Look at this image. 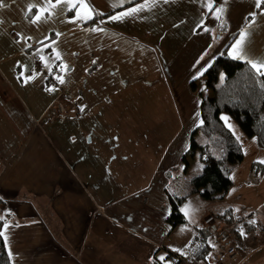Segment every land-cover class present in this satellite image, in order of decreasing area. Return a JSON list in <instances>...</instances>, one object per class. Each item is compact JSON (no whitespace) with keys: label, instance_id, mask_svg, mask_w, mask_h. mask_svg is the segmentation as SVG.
I'll use <instances>...</instances> for the list:
<instances>
[{"label":"crops","instance_id":"obj_1","mask_svg":"<svg viewBox=\"0 0 264 264\" xmlns=\"http://www.w3.org/2000/svg\"><path fill=\"white\" fill-rule=\"evenodd\" d=\"M74 2L76 10L57 8L50 19L36 24L29 21L43 0H4L6 7L0 9V220L12 263L169 264L174 254L216 264L211 261L215 254L227 259L216 235L227 226L237 252L235 264H264V235L257 227L264 221L258 222L253 214L227 207L222 214L231 211L232 219L237 213L243 219L231 224L217 219L208 227L204 218L216 214L202 213L200 227L190 228L187 217L184 226L166 223L172 211L167 193L180 179L171 174L188 175L190 164L186 169L183 156L202 123L203 98L214 95L197 94L200 86L205 90L204 75L224 54L251 68L249 61H264L262 9L254 0H158L153 7L112 20L145 0ZM30 3L35 7L25 17ZM77 11L91 18L80 19ZM242 32L244 58H233L229 53ZM21 36L31 39L25 42ZM28 76L35 78L25 83ZM57 76L64 77L63 84ZM194 81L196 91L191 87ZM59 106L63 117L51 121ZM120 107L124 115L138 116L147 124L154 121L162 131H181L171 147L174 153L162 158L160 168L139 188L134 184L143 178L141 173L108 170L104 176L110 181L102 186L92 162L85 164L84 148L92 146L94 138L87 141V134L82 141L80 133L97 132L99 112L109 110L111 122L113 110ZM89 115L92 123H86ZM116 126L112 122L106 128L111 132ZM118 142L110 139L103 151L93 147L94 167L102 156L113 159L125 151V144ZM139 153L141 157L142 148ZM249 221L254 229L246 226ZM202 230L207 233L204 238L198 235ZM203 253L206 259L196 257Z\"/></svg>","mask_w":264,"mask_h":264},{"label":"trees","instance_id":"obj_2","mask_svg":"<svg viewBox=\"0 0 264 264\" xmlns=\"http://www.w3.org/2000/svg\"><path fill=\"white\" fill-rule=\"evenodd\" d=\"M263 8L264 5L261 6ZM221 75L225 76L222 82ZM203 83L204 88L211 89L214 95L203 98L202 123L191 137V146L183 156V163L187 169L190 158L198 159L204 168L189 180L186 195L168 191L172 211L166 223L172 228L184 226L188 222L181 211L186 197L199 193L207 201L222 199L233 186V168L244 161L245 153L241 142L222 119L224 115L238 124L245 137L256 139L259 147L264 150V75L252 69L249 64L240 63L224 54L207 69ZM191 87L194 91L198 90V83L192 82ZM258 164L252 165V172L259 167L263 174L264 166ZM214 216L216 220L228 224L233 221L231 211ZM3 225L4 221L0 220V232ZM246 226L253 229L256 227L250 221ZM202 234L203 238L207 235L204 230L198 232L199 236ZM205 256L206 253H203L196 257L206 259ZM0 264H13L3 236H0Z\"/></svg>","mask_w":264,"mask_h":264},{"label":"rangeland","instance_id":"obj_3","mask_svg":"<svg viewBox=\"0 0 264 264\" xmlns=\"http://www.w3.org/2000/svg\"><path fill=\"white\" fill-rule=\"evenodd\" d=\"M57 16L55 20L58 18ZM60 20V19H59ZM58 20V21H59ZM233 35V33H231ZM189 43V42H188ZM225 76L221 75L220 82L224 80ZM198 81V80H197ZM199 83H202L200 81ZM200 89L203 90V86H200ZM180 90V84H178V91ZM200 93L197 92L198 95L203 94V97H208V95L212 94V90H203ZM211 93V94H210ZM180 95V94H179ZM181 96V95H180ZM149 101V100H147ZM157 100H154L155 103ZM145 105L149 106V102H144ZM123 107L117 108L113 110L114 117L112 118L111 122V115L109 114V110L105 111L102 109L97 116H99V122L101 127L95 133L91 130H86L80 133V139L83 141L86 136V140L92 137L94 138V144L92 146L87 147L85 150V161L86 165L91 164L94 168L95 172L101 174V181L102 186L106 185L110 179H105L104 174L108 170L122 171L128 174L132 173V175H136L139 173L143 174V178L139 181H136L134 187H142L141 184L147 183L150 179L149 177L152 176L156 171L157 168H160L162 163V158L168 157L169 153H174V149L171 147L174 146L175 142L180 138L181 131H162L161 125L156 124L154 121L151 123H144L139 120L138 116L135 115H124L125 110L122 109ZM97 112V111H96ZM97 114V113H96ZM227 119H224L227 127L231 129L234 133L235 137L241 142L243 146V151L245 153L244 161L241 164L235 165L233 168L232 180L233 186L228 192V194L224 197V199H214L212 201H207L203 199L201 194H195L189 197H186V201L183 203L181 207V211L186 215L187 219L190 223V228L193 227H200V215H206L207 213L216 215L222 214L225 211V208L231 207V209L235 212H241L242 214L248 216L253 214L255 219L258 222L260 218L264 221V178L258 184H253V180H258L264 177V174H261L259 167L257 170L251 173V166L253 164H261L264 166V150L261 149L258 145L256 139H249L244 136L241 128H239L238 124L230 119L227 116ZM93 119L96 121V116L93 113ZM92 116L89 115L86 117V123H92L93 121ZM114 125L120 126L121 128L115 127L114 131L109 132V127L106 128L107 125L111 123ZM149 127V131L143 130L142 128ZM111 133V134H110ZM153 135L152 138H147V135ZM109 135H112L111 137ZM98 136V137H97ZM57 141V138H55ZM73 140V137L69 138ZM119 141L117 145L125 144V151H121L122 153L117 158H106L102 156L99 158L97 164L94 163L95 160L92 156L94 152L93 147L95 146V150H100L107 148L109 145V141ZM58 143V142H57ZM141 144V147L139 146ZM147 144L152 145L151 148H147ZM164 144V147L160 149L159 147ZM146 147V148H145ZM142 148V153L140 157L139 149ZM135 157L138 158V163H134ZM188 163V175L187 173L179 174L177 171H174L171 175H174V178H180L174 182L171 188V192L173 193H180L182 196L186 195V191L189 187V180L192 179L194 176L200 173L203 170L204 165L198 161V159L190 158ZM84 171L87 170L86 167L83 169ZM145 173H144V172ZM143 172V173H142ZM149 175H148V174ZM264 173V172H263ZM122 174V173H120ZM252 174V180L251 175ZM131 175V174H130ZM120 182V180H118ZM258 181H256L257 183ZM255 186H258L257 188ZM181 191V192H180ZM185 193V194H184ZM178 195V194H177ZM228 206H225L227 203ZM260 226L264 225L261 223ZM173 241V240H172ZM171 241V242H172ZM179 247H184V243H179ZM187 253V251H185ZM184 252V253H185Z\"/></svg>","mask_w":264,"mask_h":264},{"label":"snow or ice","instance_id":"obj_4","mask_svg":"<svg viewBox=\"0 0 264 264\" xmlns=\"http://www.w3.org/2000/svg\"><path fill=\"white\" fill-rule=\"evenodd\" d=\"M40 0H37V3H39ZM124 0H120V3H123ZM158 2V0H145L144 4L138 5L135 8H130L127 11L121 12L116 16L110 17V19L112 20H118V19H122L124 17L130 16V15H134L139 11L144 10V8L148 7H153L155 6V4ZM164 3H167L168 0H163ZM255 3V7L257 9H261V6L264 5V0H254ZM83 6V5H81ZM4 7H6V4L4 3V0H0V9H3ZM33 7H35V4H28L27 6V11L25 12V17H28L29 14L32 13V9ZM71 7L73 10L77 9V3L74 2V0H43V6L39 8L38 13L33 15L32 18L30 19V23L36 24L39 22H46L48 19L51 18V16L53 14H55L57 8H59L61 11H63L65 8ZM91 11V10H89ZM218 13L222 11V9H217L216 10ZM45 13H48L47 15H45ZM262 14H264V9H262ZM252 18L254 19L255 17V13L251 14ZM77 17L80 19H85V18H91V16H87V17H83L80 16L79 11H77ZM219 18V17H217ZM2 22V21H0ZM75 22V20L73 21ZM94 31L99 30V29H93ZM207 30V29H206ZM18 35H20L18 33ZM57 35H59V33H57ZM246 33H241V39L238 40L236 42L235 45H233L232 47V51L229 53V55H232L233 58H237V59H243L244 58V54H243V42L245 39ZM21 39L25 40V42L29 39H31V37H23L21 36ZM53 43H55V41H53ZM51 45H45V47H50ZM41 59H45V57H41ZM56 59H60V55L59 53L56 54ZM93 63H95V61H93ZM249 63H251L252 68H255L258 72H260L262 75H264V71H261L262 69H264V61L259 62V64L257 63H253L252 61H249ZM45 67H48V64L45 63ZM61 70L62 71H66L67 70V66L66 65H61ZM206 70V69H205ZM201 75L203 74L202 72L200 73ZM21 76H23V73H21ZM35 76H28L25 78L24 82L27 83L29 80L34 79ZM56 79L59 81V83L63 84L64 83V77L63 76H57ZM48 91H54L55 88H49L47 89ZM222 119H227L222 118ZM262 163H264V161H261ZM7 227V225H5V228ZM4 233L0 232V236H3ZM6 239V237H5ZM161 261H163L165 258L164 257H160L159 258Z\"/></svg>","mask_w":264,"mask_h":264},{"label":"built area","instance_id":"obj_5","mask_svg":"<svg viewBox=\"0 0 264 264\" xmlns=\"http://www.w3.org/2000/svg\"><path fill=\"white\" fill-rule=\"evenodd\" d=\"M37 70H41V64L36 65ZM64 108L62 106H59L58 109L55 110V114L54 117L51 119V121H55L59 118H62L64 115ZM0 206L1 205V201H0ZM242 218V215L237 213L236 216H234L233 220L234 222H237L239 219ZM252 218V217H250ZM216 222V218L215 216H209L207 218H204L203 224H205L206 226L210 227V226H214ZM260 233H262L264 235V228L263 227H259L257 226ZM217 235V241L220 245V247L225 249V253H226V261H224V259L220 258V256H218L217 254L213 255V257L211 258L213 263L216 264H235V257L237 255L236 249L234 246H232V234H230V231L228 230V227H223V228H219L217 229L216 232ZM168 262L169 264H199L198 261L195 258H192L191 256H181V255H174V254H170L168 257Z\"/></svg>","mask_w":264,"mask_h":264}]
</instances>
